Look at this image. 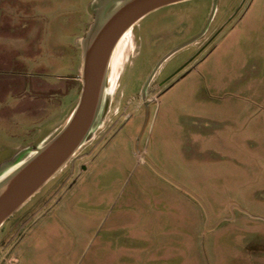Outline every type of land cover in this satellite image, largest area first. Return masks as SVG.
I'll return each instance as SVG.
<instances>
[{
  "label": "rangeland",
  "instance_id": "rangeland-1",
  "mask_svg": "<svg viewBox=\"0 0 264 264\" xmlns=\"http://www.w3.org/2000/svg\"><path fill=\"white\" fill-rule=\"evenodd\" d=\"M120 3L0 0V184L66 124L86 31ZM111 125L117 135L95 147ZM132 230L162 236L163 251L193 235L194 254L163 263L264 264V0H187L139 21L113 51L94 126L0 227V254L109 264L105 235ZM124 259L114 253L113 264Z\"/></svg>",
  "mask_w": 264,
  "mask_h": 264
},
{
  "label": "water",
  "instance_id": "water-1",
  "mask_svg": "<svg viewBox=\"0 0 264 264\" xmlns=\"http://www.w3.org/2000/svg\"><path fill=\"white\" fill-rule=\"evenodd\" d=\"M187 0H121L82 43L81 90L66 124L0 184V227L67 163L91 131L103 100L112 53L122 35L150 13ZM109 99L104 100V112ZM34 150V149H33Z\"/></svg>",
  "mask_w": 264,
  "mask_h": 264
},
{
  "label": "crops",
  "instance_id": "crops-1",
  "mask_svg": "<svg viewBox=\"0 0 264 264\" xmlns=\"http://www.w3.org/2000/svg\"><path fill=\"white\" fill-rule=\"evenodd\" d=\"M109 142H106V144ZM102 144L101 142L96 143L95 147L99 146ZM94 150V149H93ZM83 169L86 168V166L82 167ZM160 219H154V218H138L133 221L137 222H143L145 223L148 222H154ZM132 220L129 219H120L119 223L121 225H131ZM139 226V225H138ZM137 230H132L129 232L121 233L115 235H105L104 238V245L102 242V248L105 249L107 257L110 258L109 264H113V258H114V253H117L119 255H122L123 258V264H173L171 263V258L168 260V262L163 263V256H167L164 254H170L174 255L175 257L179 256H188L191 254H194L193 251V235H186V234H181V235H174L171 237V239H166L167 241H173V242H180L181 245H175L179 246L181 249H174L170 248V250H165L163 251V246L166 248L165 245H162L161 242L163 241L162 236H153L145 234V233H137ZM169 237V236H168ZM182 242V243H181ZM169 245V244H167ZM170 247V246H169ZM11 249H5L3 251L5 254H0V258L3 257H8L5 263H12V264H17V260L13 259V257L9 258V253H11ZM164 252V253H162ZM2 256V257H1ZM4 257V259H5ZM171 257V256H170ZM1 260V259H0ZM1 262V261H0ZM125 262V263H124ZM2 263V262H1ZM179 264H187L184 262H179Z\"/></svg>",
  "mask_w": 264,
  "mask_h": 264
},
{
  "label": "flooded vegetation",
  "instance_id": "flooded-vegetation-1",
  "mask_svg": "<svg viewBox=\"0 0 264 264\" xmlns=\"http://www.w3.org/2000/svg\"><path fill=\"white\" fill-rule=\"evenodd\" d=\"M111 2V1H110ZM108 2V3H110ZM87 32V31H86ZM142 39V37H141ZM207 41V40H206ZM187 45V44H186ZM203 46V45H202ZM201 45L199 46L200 48L202 47ZM194 60V55L189 56L188 58L184 59L183 61H181L180 63H178L177 65L173 66L172 68L168 69L166 71V73L164 74V76L159 80L157 86L159 88V94L160 93H164L167 89H168V85L178 76L180 75H184L185 71L187 70L188 66L192 63V61ZM162 72V71H160ZM184 73V74H183ZM64 79H70V76H64L62 77ZM81 78V77H80ZM79 78V80H81ZM73 79H76L75 77ZM152 93V92H150ZM158 94V95H159ZM154 101H152L151 99H148V101L145 104H150ZM96 122V121H95ZM95 124V123H94ZM94 126V125H93ZM98 131V127L95 129V133ZM117 129H114V125H111L110 127H108L104 133L102 135H100V137L97 139L96 143L101 142L105 137L108 136V138L113 139L116 135H117ZM95 143V144H96ZM83 167V166H82ZM73 168V166H72Z\"/></svg>",
  "mask_w": 264,
  "mask_h": 264
},
{
  "label": "bare ground",
  "instance_id": "bare-ground-1",
  "mask_svg": "<svg viewBox=\"0 0 264 264\" xmlns=\"http://www.w3.org/2000/svg\"><path fill=\"white\" fill-rule=\"evenodd\" d=\"M131 31V29L127 30L123 35L122 37L119 39L117 45L119 44V42ZM117 45L115 46V48L117 47ZM115 50V49H114ZM113 54V53H112Z\"/></svg>",
  "mask_w": 264,
  "mask_h": 264
}]
</instances>
